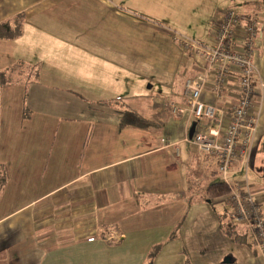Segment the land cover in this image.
<instances>
[{
  "label": "crops",
  "instance_id": "obj_1",
  "mask_svg": "<svg viewBox=\"0 0 264 264\" xmlns=\"http://www.w3.org/2000/svg\"><path fill=\"white\" fill-rule=\"evenodd\" d=\"M254 1L262 5L250 10L260 16L257 128L249 155L231 168L232 183L250 165L264 179V0ZM248 2L0 0V22L25 15L20 36L0 38V72L17 68L13 85L38 80L42 100L27 106L35 122L29 134L26 114H15L18 96L7 106L0 79V264H146L153 249L152 264H264L247 225L232 219L230 199L209 197V185L223 177L217 158L190 136L194 123L203 129L200 121L190 109L180 116L172 109L187 105L186 80L207 71L200 99L223 109L236 102L234 79L218 93L217 66L208 69L175 35L209 44L211 19L229 8L243 12ZM71 81L81 82L90 119L79 148L69 123L59 139L61 127L50 121L58 107L69 113V89L78 87ZM127 109L151 124L121 125ZM248 180L264 214V182Z\"/></svg>",
  "mask_w": 264,
  "mask_h": 264
},
{
  "label": "built area",
  "instance_id": "obj_2",
  "mask_svg": "<svg viewBox=\"0 0 264 264\" xmlns=\"http://www.w3.org/2000/svg\"><path fill=\"white\" fill-rule=\"evenodd\" d=\"M259 29L258 14L245 13L234 7L211 19V44L175 35L179 45L205 61L208 69L217 66L218 82L214 88L218 93L226 89L227 81L234 79L237 100L224 109L202 101L200 94L208 83L207 71L186 80L187 105L173 104L172 109L176 116L190 109L192 116L200 121L203 129L195 131L192 140L200 151L217 158L218 170L230 186L226 196L232 203V219L247 225L258 250L264 255L261 202L251 191L247 179L234 183L228 179L234 162L249 155L257 128V116L252 112L257 76L253 48Z\"/></svg>",
  "mask_w": 264,
  "mask_h": 264
},
{
  "label": "rangeland",
  "instance_id": "obj_3",
  "mask_svg": "<svg viewBox=\"0 0 264 264\" xmlns=\"http://www.w3.org/2000/svg\"><path fill=\"white\" fill-rule=\"evenodd\" d=\"M240 2H245V1H240ZM255 2L256 1H254V0H251V2H248L249 6L247 5V7L244 9L243 12L251 13L250 10H253L255 8H256V10H262V9H259V8H261L262 5L260 6ZM225 4H226V6H229L228 5L229 3H225ZM232 4L233 3H231V5ZM237 4H241V3H234L232 6H237ZM242 5H243V3L240 6H242ZM184 36L189 37L187 35H184ZM189 38L193 39V37H189ZM211 43H212V40H210L209 44H211ZM43 63H44L43 68H45L44 70L46 71L49 68L48 67L46 69V66L48 64L47 60L43 61ZM8 77H10L12 80H16L17 77H19L18 76V69L16 68V69H14V71L9 70L7 72V78ZM10 78H8V79H10ZM26 84L27 85L24 84V85L18 86V83H14V85H13V84L7 82V84L4 85V91H5L4 96H5L6 103H8L7 106L10 103H12L14 96H18L14 99L15 100L14 101L15 102L14 110L16 112L15 113L16 116L18 117L20 115V118L22 116H25V113H28L27 110H25V108L27 106H29L30 108H33L34 106L42 105V100L35 97V96H38L37 94L39 92H41V90H40L41 82H39L38 80H35V79H32V80L30 79L29 83L27 82ZM75 86L76 87L78 86V87L76 88ZM69 88H76L75 89L76 92L71 91L69 89V113H67V111L66 110L64 111L63 109H62L63 111H60L59 107H58L57 110L59 112V115L58 114L51 115L52 120H50V121L53 123L54 122L57 123L59 125V127H61V129L59 131V136H58L59 139L66 137L64 132H67V131H65L64 128L69 123V127L72 128V130L69 131V137H71V138H69V141L72 144L74 143V147L77 148L79 146L80 142H82L83 138L85 137L87 129L90 125V121H89L90 119L85 114H83V109H84V107H86V105H85V102L82 100V98L79 95L81 93L80 92L81 91V82L80 81H75V82L71 81L69 83ZM24 96L25 97L27 96L26 100H25ZM19 107H20V109H19ZM29 107H27L28 110H29ZM8 111H9V109H6L5 113H7ZM18 111H19V115H18ZM60 113H63V114H60ZM29 115H30L29 113L26 114V116H27L26 117L27 118L26 119V125H27V130H28L27 133L32 134L34 132V129H32L30 127H33V124L35 122H34V120L32 121L31 119L28 120ZM7 116H8V114H5V122H4L5 128L7 126V123L10 122L9 119L7 118ZM66 116H69V120L66 119ZM38 118H39V115L36 114L35 121L38 120ZM67 121H69V122H67ZM10 131H11V129H10ZM5 133L6 134L9 133V129L8 130L6 129ZM29 134H27V135H29ZM249 168H250L249 175L246 174V171H244L243 177L238 179V180L239 181H243L245 179L248 180V176H249V180L252 184H254V183L262 184L264 182V179H263V176L260 175V173L258 174L257 165H250ZM231 177L232 176H229V179ZM216 179H221V176H217Z\"/></svg>",
  "mask_w": 264,
  "mask_h": 264
},
{
  "label": "trees",
  "instance_id": "obj_4",
  "mask_svg": "<svg viewBox=\"0 0 264 264\" xmlns=\"http://www.w3.org/2000/svg\"><path fill=\"white\" fill-rule=\"evenodd\" d=\"M24 19L25 15L24 13H19L15 15L12 18L6 19L2 22H0V38H15L17 36H20L22 33L23 25H24ZM9 78V77H8ZM7 78V72L1 71L0 72V79L2 84H6L8 81ZM26 110L28 112V109L26 107ZM28 114V113H25ZM30 114V113H29ZM121 125H135L138 127H148L151 124V121L143 117L141 114L136 112L135 110L127 109L123 113V116L121 118ZM5 172L3 166L0 164V183L2 180H4ZM229 184L227 181L223 179V181L215 182L209 185L207 191L209 193V197L215 198L219 196L226 195L229 192ZM225 233L231 235L235 231H233V225L232 223H228L226 225V228L224 229ZM156 253V250L153 249L152 252L149 253V260L146 264H152L153 257ZM190 264V263H187Z\"/></svg>",
  "mask_w": 264,
  "mask_h": 264
},
{
  "label": "water",
  "instance_id": "obj_5",
  "mask_svg": "<svg viewBox=\"0 0 264 264\" xmlns=\"http://www.w3.org/2000/svg\"><path fill=\"white\" fill-rule=\"evenodd\" d=\"M195 123L192 125L191 129H190V136L192 137L195 131Z\"/></svg>",
  "mask_w": 264,
  "mask_h": 264
}]
</instances>
